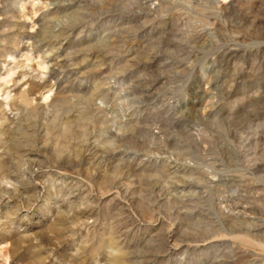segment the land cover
<instances>
[{"label":"rangeland","instance_id":"374dc122","mask_svg":"<svg viewBox=\"0 0 264 264\" xmlns=\"http://www.w3.org/2000/svg\"><path fill=\"white\" fill-rule=\"evenodd\" d=\"M253 261L264 0H0V264Z\"/></svg>","mask_w":264,"mask_h":264},{"label":"bare ground","instance_id":"6f19581e","mask_svg":"<svg viewBox=\"0 0 264 264\" xmlns=\"http://www.w3.org/2000/svg\"><path fill=\"white\" fill-rule=\"evenodd\" d=\"M230 50H231V49H230ZM228 52H229V51H228ZM164 63H165V62H164ZM144 88H145V87H144ZM144 88H143V89H144ZM137 89H139V90L141 89V90H142V88H137ZM149 91H150V90H149ZM145 93H146V92H145ZM143 94H144V93H143ZM150 94H151V93H150ZM150 94H149V95H150ZM139 95H140V94H139ZM140 96H141V95H140ZM145 96H146V95H145ZM141 97H142V96H141ZM146 100H147V99H146ZM134 114H135V113H134L133 111L128 112V118L131 119V118L134 116ZM129 119H128V120H129ZM170 168H171V167H170ZM66 184H67V183H66ZM72 186H73V185H72ZM68 187H69V186H68ZM74 188H75V187H74ZM66 189H67V188H66ZM71 192H73V190H71L70 193H71ZM74 192H75V191H74ZM76 192H77V191H76ZM74 194H75V193H74ZM69 195H70V194H69ZM73 197H74V196H73ZM244 214H245V213H244ZM249 215H250V214H249ZM146 260H147V259H146ZM138 261H139V260H138ZM134 263H137V262H134ZM137 264H138V263H137ZM250 264H260V263L257 262V261H253V262H251Z\"/></svg>","mask_w":264,"mask_h":264}]
</instances>
